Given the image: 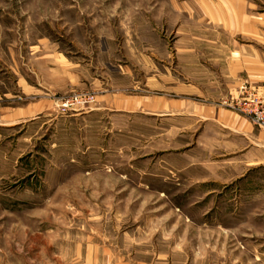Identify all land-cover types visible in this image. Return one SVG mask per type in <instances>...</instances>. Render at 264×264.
Instances as JSON below:
<instances>
[{
	"label": "rangeland",
	"instance_id": "obj_1",
	"mask_svg": "<svg viewBox=\"0 0 264 264\" xmlns=\"http://www.w3.org/2000/svg\"><path fill=\"white\" fill-rule=\"evenodd\" d=\"M195 10L0 0V264L255 263L264 191L222 179L216 128L188 114L259 91L221 75Z\"/></svg>",
	"mask_w": 264,
	"mask_h": 264
},
{
	"label": "crops",
	"instance_id": "obj_2",
	"mask_svg": "<svg viewBox=\"0 0 264 264\" xmlns=\"http://www.w3.org/2000/svg\"><path fill=\"white\" fill-rule=\"evenodd\" d=\"M186 3L195 6L196 10L189 13V20L198 21L197 28H206L204 35L224 36V40L217 43L208 40L213 50L230 51L223 52L221 59H215L224 65L221 75L234 87L247 80L264 94V52L260 49L264 47V25L261 23L262 19L264 21V0H186ZM240 33L259 36L261 45H241L233 40L234 35ZM188 115L194 116L197 123H209L216 128L218 138L214 140L220 146L216 153L219 157L216 169L219 170L220 165L224 171L222 179L233 180L235 184L246 183L250 192L264 191V131L231 109L193 111ZM239 252L255 258L254 264H264L260 258L264 257V247Z\"/></svg>",
	"mask_w": 264,
	"mask_h": 264
},
{
	"label": "built area",
	"instance_id": "obj_3",
	"mask_svg": "<svg viewBox=\"0 0 264 264\" xmlns=\"http://www.w3.org/2000/svg\"><path fill=\"white\" fill-rule=\"evenodd\" d=\"M227 104L233 111L239 112L259 129L264 130V97L247 83L242 84Z\"/></svg>",
	"mask_w": 264,
	"mask_h": 264
}]
</instances>
